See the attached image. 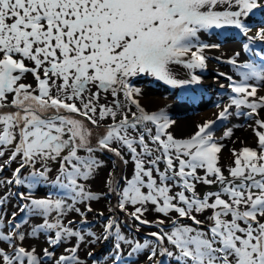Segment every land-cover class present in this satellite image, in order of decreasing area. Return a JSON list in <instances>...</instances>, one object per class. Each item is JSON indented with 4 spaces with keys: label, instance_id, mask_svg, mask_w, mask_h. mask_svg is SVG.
Here are the masks:
<instances>
[{
    "label": "snow or ice",
    "instance_id": "1",
    "mask_svg": "<svg viewBox=\"0 0 264 264\" xmlns=\"http://www.w3.org/2000/svg\"><path fill=\"white\" fill-rule=\"evenodd\" d=\"M238 36L256 58L214 57L234 70L215 119L180 137L141 103L138 79L199 84L211 38ZM257 41L264 0H0V264H264Z\"/></svg>",
    "mask_w": 264,
    "mask_h": 264
},
{
    "label": "rangeland",
    "instance_id": "2",
    "mask_svg": "<svg viewBox=\"0 0 264 264\" xmlns=\"http://www.w3.org/2000/svg\"><path fill=\"white\" fill-rule=\"evenodd\" d=\"M257 19H259V17H257ZM257 30V27H252L249 35L255 36ZM224 31L232 32L235 30L227 29ZM244 40H246V38L239 36L236 39H225L224 37L211 38V42L221 43V49L212 50L208 53V55L213 58L208 60V67L205 71L201 72L200 70H197V75L201 76V82L199 84H190L173 88L170 85H164L162 81H156L154 78L144 77L138 79L136 81L137 86L144 92V97L141 100V103L144 104L149 111H157L160 108H165L170 118L177 122L174 128L176 135L180 137L189 135L195 130V125L202 124L206 120L215 119V113L218 112L215 105L220 102L222 98V91L219 88V84L225 83L223 79H217V73L228 72L231 74L234 71L231 65H228L223 61H218L214 57L223 55V59L226 60L233 54V52L240 51L241 62L249 57L256 58L253 52L250 51L246 53L242 51V42ZM228 47L232 48L228 49ZM252 47L255 52H260L261 49L264 48V44L257 41ZM187 71L188 70L186 69L179 68L177 71L178 78L187 79ZM152 104L160 105L154 106ZM222 132L223 127H219L215 132V135L219 137ZM246 134L248 137L246 142L251 143V137L249 136L248 131H246ZM237 144L233 147H240L239 143ZM227 150H222L221 161L227 160ZM106 171L107 170H102L97 179L91 182V190L106 191L102 183L106 176ZM5 175H7V173H5ZM112 203H115V199L112 200ZM106 204L107 201L102 200L98 203H94L93 207L97 211H104L107 216ZM89 218H92V214H89ZM148 218L152 219L153 217L149 214ZM100 219L102 220V218ZM121 219H124L123 215H121ZM94 225L93 231L99 233L101 230L100 221H94ZM155 230L156 229L154 228L144 227L141 235H146L149 231ZM101 247L102 246L98 245L96 250L99 252ZM136 258V256H133L132 259ZM142 264H144L143 261Z\"/></svg>",
    "mask_w": 264,
    "mask_h": 264
},
{
    "label": "bare ground",
    "instance_id": "3",
    "mask_svg": "<svg viewBox=\"0 0 264 264\" xmlns=\"http://www.w3.org/2000/svg\"><path fill=\"white\" fill-rule=\"evenodd\" d=\"M231 49L232 47H228V49ZM221 91H222V93H223V90L221 89ZM152 105H154V106H159L160 104H152ZM156 111V110H155ZM233 123H243V119L242 118H240V119H237V120H235V121H233ZM230 126V125H229ZM221 135H222V133H221ZM247 134H246V130H244L243 128H238V129H236L235 130V135H234V137H233V139H235L236 137H239L240 139H246V141H247V136H246ZM224 143H226L227 145H228V147H233L234 145L233 144H231V142L230 141H224ZM238 145V144H237ZM240 146V145H239ZM226 150L228 149V148H225ZM228 151V150H227ZM228 156H229V153H228ZM230 161H229V159H228V157H227V160H225V161H221V164H226V163H229ZM150 216H152L151 214H150Z\"/></svg>",
    "mask_w": 264,
    "mask_h": 264
}]
</instances>
